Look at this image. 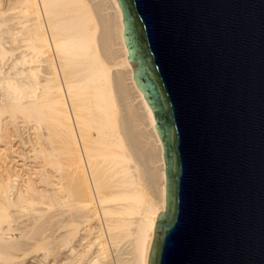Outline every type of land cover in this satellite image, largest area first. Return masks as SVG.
Listing matches in <instances>:
<instances>
[{
    "label": "bare ground",
    "instance_id": "obj_1",
    "mask_svg": "<svg viewBox=\"0 0 264 264\" xmlns=\"http://www.w3.org/2000/svg\"><path fill=\"white\" fill-rule=\"evenodd\" d=\"M0 1V37L13 42L1 38V63L21 48L0 68V141L10 137L0 150V264L44 246L67 264H148L165 209L163 146L117 0Z\"/></svg>",
    "mask_w": 264,
    "mask_h": 264
},
{
    "label": "water",
    "instance_id": "obj_2",
    "mask_svg": "<svg viewBox=\"0 0 264 264\" xmlns=\"http://www.w3.org/2000/svg\"><path fill=\"white\" fill-rule=\"evenodd\" d=\"M163 146L148 264H264V0H117Z\"/></svg>",
    "mask_w": 264,
    "mask_h": 264
},
{
    "label": "rangeland",
    "instance_id": "obj_3",
    "mask_svg": "<svg viewBox=\"0 0 264 264\" xmlns=\"http://www.w3.org/2000/svg\"><path fill=\"white\" fill-rule=\"evenodd\" d=\"M0 3H1V5L3 6V1H0ZM1 5H0V7H1ZM4 5H6V4L4 3ZM4 8H5V6L3 7V9H4ZM0 10H1V8H0ZM1 28L3 29V27H1ZM1 28H0V31L2 30ZM0 33H1V32H0ZM9 35H10V34H7V35L5 34V35H3V37H0V40H2L1 38L4 39V38H6V37L9 36ZM1 36H2V34H1ZM10 36H11V35H10ZM10 36H9V37H10ZM9 37L6 38V39H4V40H2L1 43L3 44V43H4L3 41H6V40L9 41V40H8ZM10 39H11V38H10ZM7 41H6V42H7ZM9 42H10V41H9ZM9 42H8L7 44H8V45H11L12 40H11L10 44H9ZM15 42H16V40H15ZM12 43H13V42H12ZM7 44L4 43L3 45H4V46L6 45V46H5L6 48H10L11 46L8 47ZM14 44H15V43H14ZM14 44H12V45H14ZM16 44H18V43H16ZM16 44H15L14 46H17ZM18 45H19V44H18ZM14 46H12V47H14ZM17 47H19V46H17ZM19 49H21V48H19ZM19 49H18V50H19ZM18 50H15L16 52L13 50V52H14L13 55H12V54H7V55H5V57L2 59V63H1V60H0V65H1L0 68L3 67V68H5V69H6V68L9 69V68H8V67H10V66H9V65H10L9 62H10L12 59H13V60L15 59L14 56H16V55L18 54ZM24 50H25V49H23V51H24ZM19 52H21V50H19ZM16 53H17V54H16ZM10 55H11V56H10ZM8 56H9V57H8ZM11 63H12V62H11ZM6 65H7V66H6ZM3 68H2V70H3ZM5 69H4V70H5ZM7 69H6V70H7ZM4 70H3V71H4ZM6 70H5V71H6ZM0 71H1V69H0ZM1 72H2V71H1ZM10 72H11V71H10ZM24 130H26V129H24ZM24 135H25V134L22 135L24 138L28 137L27 134H26V137H25ZM9 139H10V137L7 135V137H4L3 141L5 140L6 142H5V141H4V142L7 143V141H9ZM0 142H1L0 144H3L2 141H0ZM5 143H4L3 145H0V146H1L0 150L3 149L5 145H7V144H5ZM2 147H3V148H2ZM29 149H30V148H27V149H25V151L27 150L26 152H28ZM28 153H29V155H30L32 152H28ZM2 155H3V154H2ZM4 156H5V155H3V158H4ZM83 210H84V209H81L80 211L82 212ZM84 211H85V210H84ZM53 213H56V211H53ZM53 213H52L51 215H54ZM101 217H103V216L101 215ZM103 220H104V219H103V218L101 219V218H100V215H99V223H100V224L97 225L98 227H99V225L102 226V228L105 227V225H104V224H105V220H104V221H103ZM83 226H84V225H83ZM84 227H86V226H84ZM64 228H65V227H64ZM82 228H83V227H82ZM88 228H89V229L92 228V230H93V225H90V224H89V226L87 225V227L84 228V230H85V229H88ZM99 228H100V227H99ZM62 229H63V228H62ZM62 229L60 230L59 233H61L62 235H64L65 232H67L68 229L65 228L66 231L64 230V232H62V231H63ZM89 229H88V230H89ZM84 230H82V231H84ZM102 230L104 231L105 229H102ZM86 232H87V231H86ZM91 232H92V231H91ZM63 233H64V234H63ZM84 233H85V232H84ZM30 234H31V233H30ZM30 234H28V235H30ZM31 236H32V235H31ZM31 236H28V237L26 236V237H27V239L29 238L30 240H32V239H31ZM106 237H107V236H106ZM32 238H33V236H32ZM24 239H25V241H27V242H25V241H23V242H25L26 244L29 242V244H28L29 246H31V245L34 246L33 244L30 245V243H31L30 240H27L26 238H24ZM106 239H108V237H107ZM49 240H50V239H49ZM86 240H89V241L92 240V236H91L90 238L86 239ZM86 240H85V241H86ZM93 240H94V239H93ZM93 240H92V241H93ZM108 240H109V239H108ZM108 240H106V242H107V244H106L107 249H106V250L108 251L107 254L109 253V254H108L109 256H108L107 258H110V259L114 260V258H115L114 256H116L115 249H114V248H115V245H114V243L112 244V243H111L110 241H108ZM89 241H87V242H89ZM32 242H33V240H32ZM72 243H73V244H72ZM71 245H74V242H73V241H71ZM32 246H31V247H32ZM39 247H42V246H39ZM44 247H45V246H44ZM44 247H42V248H44ZM93 247H95V248H92V249H93L92 251H95V249H98V248H97V245H95V246H93ZM113 247H114V248H113ZM42 248H39V251H38V248L35 247V248H34L35 251H36V249H37L36 254H32V253H35V251H33V249H32V250L30 249V251H32L31 253L28 254L30 257L27 255L28 258L25 257L26 260L20 262L19 264H22L23 262H24L23 264H27V263H28V264H36V263L41 264V263H43V262H44L43 264H52L53 261H56V260H52V259H54V256H53L54 254H51V256H50V254H49L50 252L48 251V252H49V253H48L46 249H43V250H42ZM40 250H42V252H41ZM45 250H46V251H45ZM43 252H45V253L43 254ZM46 253L49 254V255L47 256V257H48L47 259H46V257H45ZM51 253H52V252H51ZM30 254H31V255H30ZM42 254L44 255V258H43V255H42ZM41 255H42V256H41ZM49 256H50V258H49ZM52 256H53V257H52ZM39 257H41L42 260L44 259V260H46V261H42L41 258H39ZM51 257H52V258H51ZM31 258H32V260H31ZM34 258H36L37 261H36V259H34ZM38 258H39L40 260H39ZM107 258H106V260H107ZM33 259H34V260H33ZM29 260H30V261H29ZM47 260H48V262H47ZM51 260H52V261H51ZM28 261H29V262H28ZM31 261H33V262L36 261V262L33 263V262H31ZM39 261H42V262H39ZM63 261H64V259H63V260L61 259V262H60V261H59V262L56 261V263H57V264H58V263L61 264ZM65 263L67 264V260H66V262L64 261L62 264H65ZM100 263H101V264H104V261H103V262H100ZM100 263H98V264H100ZM53 264H55V263H53Z\"/></svg>",
    "mask_w": 264,
    "mask_h": 264
}]
</instances>
